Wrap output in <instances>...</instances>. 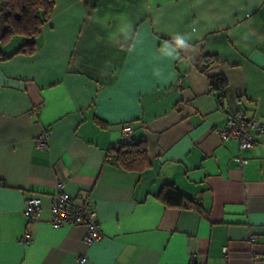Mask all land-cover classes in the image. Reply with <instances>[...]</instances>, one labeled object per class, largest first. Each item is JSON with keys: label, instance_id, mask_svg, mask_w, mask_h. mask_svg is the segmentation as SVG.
<instances>
[{"label": "crops", "instance_id": "0c3cea01", "mask_svg": "<svg viewBox=\"0 0 264 264\" xmlns=\"http://www.w3.org/2000/svg\"><path fill=\"white\" fill-rule=\"evenodd\" d=\"M237 112L264 122V0H56L34 53L0 61V264H264V133L217 134ZM124 125L142 173L106 158ZM57 181L89 197L99 240L51 227ZM164 185L201 213L162 205Z\"/></svg>", "mask_w": 264, "mask_h": 264}, {"label": "trees", "instance_id": "16d2710c", "mask_svg": "<svg viewBox=\"0 0 264 264\" xmlns=\"http://www.w3.org/2000/svg\"><path fill=\"white\" fill-rule=\"evenodd\" d=\"M56 0H0V46L7 45L14 38H22V44L11 55L0 53V61L15 55H32L35 40L41 33L43 25L49 20ZM210 92L223 97L226 89L221 76L209 77ZM106 158L115 167L125 171L142 173L149 168V158L143 142L127 141L113 146L107 151ZM156 199L165 207L184 210H196L201 213L194 200L185 198L171 185H164Z\"/></svg>", "mask_w": 264, "mask_h": 264}, {"label": "built area", "instance_id": "2783aa9c", "mask_svg": "<svg viewBox=\"0 0 264 264\" xmlns=\"http://www.w3.org/2000/svg\"><path fill=\"white\" fill-rule=\"evenodd\" d=\"M39 109H35L33 114H38ZM123 137L129 143H133L130 139L131 130L128 125L122 128ZM264 133V122L255 119H247L243 112H237L228 117L224 126L217 128L219 139L224 142L233 140L237 143L240 150L250 149L255 142V135ZM48 132L44 131L38 137V146L42 147L43 142L47 138ZM64 183L57 181L54 186V193L51 196L50 211L51 227L58 228L61 226H77L85 227L83 241L89 245L101 238L102 232L96 220V212L94 206L88 196L77 194L70 196L63 191ZM41 213V201L38 198L26 199L23 203L22 215L28 221L35 220ZM30 235L26 234L20 242L29 244ZM252 242L254 239L251 240ZM225 249L223 253L225 254ZM257 259V257H253ZM85 258L78 260L79 264H85Z\"/></svg>", "mask_w": 264, "mask_h": 264}, {"label": "rangeland", "instance_id": "374dc122", "mask_svg": "<svg viewBox=\"0 0 264 264\" xmlns=\"http://www.w3.org/2000/svg\"><path fill=\"white\" fill-rule=\"evenodd\" d=\"M22 40V38H14V40H12V41H21ZM11 43H13V42H11Z\"/></svg>", "mask_w": 264, "mask_h": 264}, {"label": "clouds", "instance_id": "9594fccd", "mask_svg": "<svg viewBox=\"0 0 264 264\" xmlns=\"http://www.w3.org/2000/svg\"><path fill=\"white\" fill-rule=\"evenodd\" d=\"M179 43V42H178Z\"/></svg>", "mask_w": 264, "mask_h": 264}]
</instances>
